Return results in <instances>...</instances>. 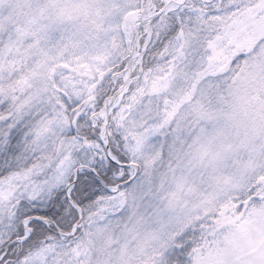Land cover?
I'll return each mask as SVG.
<instances>
[{"label":"snow or ice","instance_id":"obj_1","mask_svg":"<svg viewBox=\"0 0 264 264\" xmlns=\"http://www.w3.org/2000/svg\"><path fill=\"white\" fill-rule=\"evenodd\" d=\"M0 264H264V0H0Z\"/></svg>","mask_w":264,"mask_h":264}]
</instances>
